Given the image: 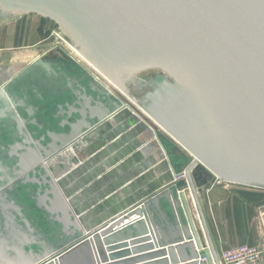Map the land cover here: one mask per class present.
I'll use <instances>...</instances> for the list:
<instances>
[{"label": "water", "instance_id": "95a60500", "mask_svg": "<svg viewBox=\"0 0 264 264\" xmlns=\"http://www.w3.org/2000/svg\"><path fill=\"white\" fill-rule=\"evenodd\" d=\"M28 14L54 22L59 36L137 105L142 120L177 143L168 152L190 159L182 168L184 182L85 231L67 199V179L80 168L56 181L48 163L85 138L110 141L122 120L118 112L128 115L127 105L90 89L93 105L83 107L78 97L53 105L34 96L38 103L32 106L9 89L36 70L53 69V60L43 55L29 65H0V114L19 107L27 113L10 114L15 131L5 139L12 160L9 189L34 200L32 216L44 218L35 209L53 212L72 227L36 234L11 199L16 215L0 232V264H133L159 257L146 264H198V258L220 264L198 194L213 175L264 189V0H0V24ZM147 71L154 74L145 78ZM34 109L41 118L32 116ZM58 116L66 123L50 129ZM162 201L171 214V235L162 229L168 224ZM134 227H143L142 233L133 235ZM146 242L131 251L157 250L108 263L130 254L111 251Z\"/></svg>", "mask_w": 264, "mask_h": 264}, {"label": "crops", "instance_id": "0c3cea01", "mask_svg": "<svg viewBox=\"0 0 264 264\" xmlns=\"http://www.w3.org/2000/svg\"><path fill=\"white\" fill-rule=\"evenodd\" d=\"M24 17L5 25V29L18 32L17 37L10 40L13 44H19L23 40L21 30ZM6 44H9V39L6 40ZM45 52H37L27 58L41 57ZM6 64L25 65L26 62L23 60L8 62L0 57V65ZM37 72L36 70L35 73L37 74ZM21 84L18 81L15 86L9 89L10 93L17 98L22 96ZM25 102L32 106H36L38 103L34 96L30 95L25 98ZM11 113H19L24 117L27 115L23 107L13 108L9 113V119ZM32 114V116L42 117L40 110L34 109ZM121 118L118 125L116 124L119 126L118 132L110 141L105 138L102 141L98 140L99 135H95L92 141L87 140L77 153L74 152L73 147L71 149L69 146L61 151V155L52 158L48 165L51 170H54L52 174L55 176H52L56 181L60 178L61 170L64 171L67 167L71 168L70 170L76 167L80 168L72 178L67 179L69 188L67 189V199L71 201L70 214L73 218L74 215L79 218L80 224L86 229L85 231H91L107 224L110 220L140 206L141 203L167 188L173 182L175 174L184 168L186 163V160L173 159L166 144L171 140L162 130L154 129L136 114L130 119ZM24 129L30 131L31 126L26 125ZM14 131V124L10 123L7 135L11 136ZM108 131L109 128L106 127L104 132L107 134ZM15 140L14 136L7 142L12 143ZM75 153L78 154L79 159L77 161L72 159L70 162V157L76 156ZM64 175L66 174H62V176ZM199 191L200 206L217 251L224 247L242 244L258 246L264 250V229L261 227V222H264V189L236 184H229L227 187L206 184ZM33 202L34 200L28 198L25 200L26 217L29 213L32 215ZM46 204L48 203L46 202ZM160 208L162 211H166L165 218L168 223L166 226L163 225L162 229L165 235H171L172 231L169 227L172 225V218L168 206L162 201ZM35 213L47 217L54 232H63L65 228L68 231L72 230L70 224L58 221L57 215L53 212L35 209ZM29 220L31 226L36 230V234L42 233L33 220L30 218ZM142 230L143 227H134L131 232L135 235L142 233ZM121 242H129V239ZM147 243L111 251L116 253L125 250L129 252L130 250V254L109 260L108 263L122 262L157 250L142 249L143 251L137 253L131 251L133 248L145 246ZM31 249L36 254L37 248L32 246ZM24 251L28 252V248L25 246ZM106 254L108 255L110 252ZM160 258L162 257L133 264H146Z\"/></svg>", "mask_w": 264, "mask_h": 264}, {"label": "flooded vegetation", "instance_id": "af4514ba", "mask_svg": "<svg viewBox=\"0 0 264 264\" xmlns=\"http://www.w3.org/2000/svg\"><path fill=\"white\" fill-rule=\"evenodd\" d=\"M43 55L46 59L53 60V69L41 68L36 75L27 76L26 79L20 80L23 89L22 95L26 97L29 95L37 96V98L41 99L40 102L50 98L53 100V105L65 102V100L72 102L78 97L80 98L82 106L85 107L86 104L93 105L92 98L95 93L91 92L90 89H95L101 93L106 92L113 100L127 105L128 110H126L128 111L129 117L122 111L118 112V116L128 119L133 117L131 110L135 106L115 87L110 85L90 64H86L74 54V51L70 47H50L46 49ZM82 87L85 88V93L81 89ZM33 89L36 90V94H34ZM72 108L70 106L67 108V111L70 110L69 112H71ZM8 117L9 113L0 114V232H4L6 229L5 224L10 223V215L12 213L16 215V212L12 210L9 204L11 199H15L14 201L19 206L20 212L25 207V200L22 199V195L16 193L14 189L13 191L9 189L12 160L5 139L9 124L12 122ZM60 123L64 124L66 121L61 119V116L54 118L50 129H60L56 126ZM101 129L103 130L104 128ZM159 129L161 128L159 127ZM85 140L87 141L86 138ZM168 148H171L170 144H168ZM18 219L20 221L19 216Z\"/></svg>", "mask_w": 264, "mask_h": 264}, {"label": "rangeland", "instance_id": "374dc122", "mask_svg": "<svg viewBox=\"0 0 264 264\" xmlns=\"http://www.w3.org/2000/svg\"><path fill=\"white\" fill-rule=\"evenodd\" d=\"M23 16H25L24 22H23V27L21 30L22 31L21 33L23 34V36H22L23 40L19 44H13L12 41L10 42L11 39L17 37L18 32H14V31L11 32V30L5 29L4 23L0 24V57L1 58H3L4 60H6L8 62L14 61V60H15V62H18L19 60H23V62L24 61L26 62V65H29V64H32L34 62V60H36L38 57L37 58L32 57V59L28 58L27 60H24L26 57H29V56L37 53V52H39V53L44 52V51H46V49H49L50 47H53V48L57 47V46H60L63 48L66 47V43L61 42L60 38H58L55 35V31L57 32V26H56V24H54V22H52L46 18L40 17L38 15H35V14H28V15H23ZM7 39H9V44L5 45V42ZM11 44H13V45H11ZM67 47H70V46L68 45ZM71 49L74 50L73 48H71ZM74 51H76V50H74ZM23 57H24V59H23ZM80 59L83 60L86 64L88 63L81 55H80ZM153 73H154V71H147V72H144L142 74V76L147 77V76L152 75ZM109 84L111 85V83H109ZM130 102L133 104V106L137 107V105L134 102H132V101H130ZM132 110L134 111L135 114L138 115V113H137V111H135L134 107L132 108ZM162 132H164V131H162ZM164 134H166V133L164 132ZM170 140H171V142H167L166 143L167 145L168 144H170L171 146L177 145V143H175V141H173L171 138H170ZM61 154H62V152L57 154V155H61ZM171 155H173V154H171ZM189 159L190 158L187 157L186 163H188ZM48 165H49V163H48ZM70 169L71 168L67 167L64 171L61 170L60 177L62 176V174H67V172ZM52 173H54V170ZM52 175L55 176V174H52ZM185 180H186V178H183L180 180L178 179V180L173 181L172 183H174V182H177V183L180 182L181 183L182 181L184 182ZM30 214L31 213L28 214V217L31 220H33V222L36 224V227H38L40 232H42L44 235H47L48 233L51 232V230L53 228L51 227L50 222H48L47 217L44 216V218L43 217L41 218V217L32 216ZM49 240H51V238ZM218 251H217V253H218Z\"/></svg>", "mask_w": 264, "mask_h": 264}, {"label": "built area", "instance_id": "2783aa9c", "mask_svg": "<svg viewBox=\"0 0 264 264\" xmlns=\"http://www.w3.org/2000/svg\"><path fill=\"white\" fill-rule=\"evenodd\" d=\"M55 35L58 38H60L61 42L66 43L59 36L58 31L57 32L55 31ZM66 46H68L67 43H66ZM85 143H86V140L83 139L79 141L78 143H76L75 145L70 146V148L72 149L73 147L74 152L76 151L77 153L78 149H81L82 146L85 145ZM77 155L76 156L72 155L70 157V162L72 161V159L74 161H77L79 159ZM183 178H185V174H184V170L182 169L180 172L177 173L176 176H174L173 181L178 180V179L180 180ZM208 184L210 186H213V185H220L223 187L229 186V183L224 182L223 180H221L215 175L212 176V179ZM195 216L196 218H198L197 214H195ZM261 227L264 229L263 221L261 222ZM218 254H219V258L222 264H264V250L263 248H260L258 246L239 245V246H232V247H224L218 251ZM197 262L198 264H205L206 260L205 258H198Z\"/></svg>", "mask_w": 264, "mask_h": 264}, {"label": "bare ground", "instance_id": "6f19581e", "mask_svg": "<svg viewBox=\"0 0 264 264\" xmlns=\"http://www.w3.org/2000/svg\"><path fill=\"white\" fill-rule=\"evenodd\" d=\"M73 49H74V48H73ZM74 50H75V49H74ZM74 50H73V51H74ZM74 54H76V55L80 58V55H79V53H78L77 51H74ZM25 57H26V56H25ZM23 59H24V57H23ZM27 59H28V58L26 57L24 60H27ZM24 62H25V61H24ZM134 203H135V202H134ZM135 205H136V204H135ZM135 205H134V206H135ZM132 207H133V206H132ZM129 209H130V208H129ZM126 210H127V209H126ZM126 212H127V211H126ZM123 214H124V213H123ZM217 257H218L219 263L222 264V263H221V260H220V258H219V254H218V253H217Z\"/></svg>", "mask_w": 264, "mask_h": 264}, {"label": "trees", "instance_id": "16d2710c", "mask_svg": "<svg viewBox=\"0 0 264 264\" xmlns=\"http://www.w3.org/2000/svg\"><path fill=\"white\" fill-rule=\"evenodd\" d=\"M172 157H173V159H175V160H177V161H178V160H179V161H180V160H181V161L184 160L182 156L172 155Z\"/></svg>", "mask_w": 264, "mask_h": 264}]
</instances>
